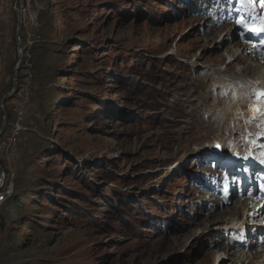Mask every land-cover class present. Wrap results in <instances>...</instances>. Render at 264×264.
<instances>
[{"label":"rangeland","instance_id":"rangeland-1","mask_svg":"<svg viewBox=\"0 0 264 264\" xmlns=\"http://www.w3.org/2000/svg\"><path fill=\"white\" fill-rule=\"evenodd\" d=\"M18 8L19 0H0V101L12 89L18 63ZM158 11L145 0H24L19 89L4 102L11 122L0 135V148L11 140V132L16 137L12 164L0 155L13 186L10 204L0 212V264H250L239 251L230 250L231 256L229 246L217 243L222 225L233 222L236 215L230 212L235 211H195L192 207L206 200L191 204L184 197V182L172 188L170 181L161 195L145 193L127 201L124 213L112 209L109 184L137 188L154 179L152 184L159 185L157 178L164 177L166 167L183 158L188 159L185 177H198L196 189L204 197L213 189L209 180H200L211 172L210 162L198 156L195 146L212 148L231 133L221 128L222 119L205 116L203 90L212 73L226 65L231 55L225 47L235 39L226 40V29L219 44L224 30L204 26L200 18L195 22L187 15L181 21L171 10ZM169 54L200 72L188 71L164 104L180 108L169 122L179 125L173 132L177 136L162 133L168 123L155 124L161 117L147 121L153 101L144 105L131 90L139 77L155 76L159 59ZM153 58L156 65L150 63ZM218 58L224 59L212 63ZM156 82L167 87L161 78ZM2 120L0 107V126ZM59 168L64 169L62 177ZM94 179L104 187L93 186ZM16 199L21 210L14 206ZM208 199L215 205L214 195Z\"/></svg>","mask_w":264,"mask_h":264},{"label":"bare ground","instance_id":"bare-ground-1","mask_svg":"<svg viewBox=\"0 0 264 264\" xmlns=\"http://www.w3.org/2000/svg\"><path fill=\"white\" fill-rule=\"evenodd\" d=\"M225 34L230 35V37L227 40L235 38L234 33L232 31L229 34L228 33H225ZM206 37H207V35H206ZM207 39H208V37H207ZM237 45H238V43H232L231 46L225 47L227 49V51H229L228 54L231 55V58L233 57V60H232L233 65L236 62H237V64H243L244 63L242 60H240V56L236 55V52L234 50L237 47ZM215 49H220V47H215ZM218 55H220V54H218ZM223 59L224 58H220V59L218 58L216 60H213L212 63H219ZM244 61L246 62V60H244ZM249 66L250 65L247 64V62H246V67H249ZM252 71L259 72L257 69H253V68H252ZM213 75L217 76V78L213 80L215 88H213V84L211 82L206 84V85H208L207 86L208 90H210L209 95L211 94V91H214L216 93L217 90H220L221 94H224V95L222 96V99H221L220 102H219L220 97L217 96L218 98H217V100H216L214 105L208 104L206 106L207 107V111L206 112H207L208 115L211 116V118L214 119L216 117V115H217L216 114V109L218 107H220L221 110H220L219 114L224 113V117L222 118V120L224 121V125H223V127H221V128H224L223 131H228V130L232 131V130L236 129V131H237L236 134L239 135L240 134V130H242V127H243V125H240V122L243 121V120L251 121L252 118L256 114V108L259 107L258 105L251 106V104H246L247 98L252 94V88H250L248 83H246L242 79V77L240 75H238V74L235 75V74L232 73L228 77H226V75L222 71L215 70ZM225 82L229 83L230 86L229 87H224L223 85H224ZM244 88H245V90H244ZM231 97H233V98H231ZM236 98H237V103L232 107V113L224 111V108H225L224 103H225V101L229 100V101L232 102V100L236 99ZM245 106H247V107L245 108ZM246 110H247V112H246ZM251 125H252L251 122L247 123V127L248 128ZM198 128L202 129V126H200ZM183 133H185V129H184ZM245 135L249 136L248 134H245ZM214 138H215V136H214ZM232 141H233L234 144H236L234 146V148L236 150H239L240 148H243V150H241V151L242 152L244 151L245 145L241 144V142L238 141V140H237L238 143H236V139H232ZM12 187H13L12 184L8 183L7 176L5 175V179H4L3 183H2V186L0 187V196H2V206L3 207H4V205L7 204V202L11 199V197L13 195V188ZM243 206L246 208L245 204H243ZM231 209H232V211H235V212L234 213L230 212V214H234V215H237V216L240 215L239 211L236 212L237 209H236L235 206H233ZM216 246H218V244ZM261 246L262 247L255 246V249H254L253 252L255 253V256L258 257V259L262 260L263 255H264V248H263L264 244H262ZM226 253H229L232 256V254L230 253V250L226 251ZM235 260H237V259H235ZM246 260H248L250 264H260L258 260L253 261V263L247 258H246ZM224 262L225 261H223L221 263L224 264ZM234 262H236V261H234ZM237 262H239V261L237 260Z\"/></svg>","mask_w":264,"mask_h":264},{"label":"water","instance_id":"water-1","mask_svg":"<svg viewBox=\"0 0 264 264\" xmlns=\"http://www.w3.org/2000/svg\"><path fill=\"white\" fill-rule=\"evenodd\" d=\"M24 6V0H19V8L17 11V29H16V43H17V48H18V63L13 71V81H12V89L9 93H7L6 95H4L0 101V107L3 113V120L0 126V135L5 131L6 126H7V112L4 109V102L6 101V99L12 97L17 88H18V72L20 69V66L22 64V58H23V46H22V42H21V38H20V33L22 31V27H23V15H22V9ZM5 179V171L2 167V165L0 164V187L2 186V183Z\"/></svg>","mask_w":264,"mask_h":264},{"label":"built area","instance_id":"built-area-1","mask_svg":"<svg viewBox=\"0 0 264 264\" xmlns=\"http://www.w3.org/2000/svg\"><path fill=\"white\" fill-rule=\"evenodd\" d=\"M25 113V111L20 113V117ZM19 120L22 121L23 118H20ZM10 124L6 126V130H8ZM4 148V149H3ZM16 152V137H14V132H11V140H4L1 144L0 148V155H4V159H6L7 162L12 164V157ZM2 196H0V211H2Z\"/></svg>","mask_w":264,"mask_h":264},{"label":"trees","instance_id":"trees-1","mask_svg":"<svg viewBox=\"0 0 264 264\" xmlns=\"http://www.w3.org/2000/svg\"><path fill=\"white\" fill-rule=\"evenodd\" d=\"M16 29H17V25H16ZM20 38H21V36H20ZM15 43H16V36H15ZM16 44H17V43H16ZM135 64H136V63H135ZM20 69H21V68H20ZM19 71H20V70H19ZM19 75H20V74H19V72H18V81H19V79H20ZM17 89H19V87H18ZM17 91H18V90H16L15 94L18 93ZM84 92L87 93L88 91H84ZM83 94H84V93H83ZM85 95L90 96L89 94H85ZM13 96H14V95H13ZM10 98H11V97H10ZM10 119H11V117H10V118L8 117L7 125L10 124V122H11ZM48 150H51V148L48 149ZM58 154H59V153H58ZM63 155H64V154H63ZM65 156H66V155H64V157H65ZM71 156H72V155H71ZM73 156L76 158L75 155H73ZM58 157H59V156H58ZM66 157H67V156H66ZM57 159H58V158H57ZM51 163H52V161H51ZM106 167L108 168L109 166L106 165ZM106 167H105V168H106ZM111 168H112V166H111ZM63 170H64L63 168H59V169H58L59 174L61 175V177H62V175H63ZM101 171H102V174H103V173H104V169L102 168ZM101 171H100V172H101ZM100 172H98L97 174H99ZM90 174H91V173H90ZM84 180H86V178H84ZM90 182H91V181H90ZM90 182L88 183V185H90ZM38 186H39V184H38ZM49 194H50V192H49ZM36 196H37V198H38V194H37V193H33L31 197H36ZM79 201L81 202L82 199H79ZM14 206L16 207V209H20V210H21V208H22V205L20 204V202L18 201V199L15 200V202H14Z\"/></svg>","mask_w":264,"mask_h":264},{"label":"snow or ice","instance_id":"snow-or-ice-1","mask_svg":"<svg viewBox=\"0 0 264 264\" xmlns=\"http://www.w3.org/2000/svg\"><path fill=\"white\" fill-rule=\"evenodd\" d=\"M249 3L255 4L260 3L262 7H264V0H248ZM261 31H264V28H261Z\"/></svg>","mask_w":264,"mask_h":264}]
</instances>
